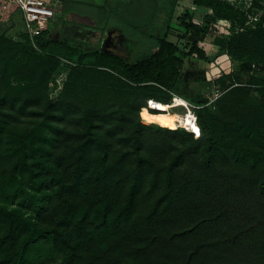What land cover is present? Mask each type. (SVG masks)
<instances>
[{
    "label": "trees",
    "instance_id": "1",
    "mask_svg": "<svg viewBox=\"0 0 264 264\" xmlns=\"http://www.w3.org/2000/svg\"><path fill=\"white\" fill-rule=\"evenodd\" d=\"M190 1L208 9L205 18L231 22L220 47L236 69L264 73V18L248 28L238 6ZM172 18L151 36V50L132 61L88 49L86 42L54 39L49 31L23 34L15 44L17 53L50 74L65 61L73 74H101L134 101L166 104L186 59H205L199 47L204 29L189 13L181 15L183 48L169 39ZM106 26L101 24V35ZM219 78L217 90L224 86ZM196 103L198 138L138 122L114 145L104 125L91 124L58 129L48 154L29 153L22 144L4 156L0 143V179L27 175L41 194L28 201L33 215L0 202V264H264V78L226 88L217 98L223 114L218 128L203 102ZM4 105L0 116H12ZM142 117L169 125L168 112L146 106Z\"/></svg>",
    "mask_w": 264,
    "mask_h": 264
},
{
    "label": "rangeland",
    "instance_id": "2",
    "mask_svg": "<svg viewBox=\"0 0 264 264\" xmlns=\"http://www.w3.org/2000/svg\"><path fill=\"white\" fill-rule=\"evenodd\" d=\"M138 1L140 5H131L133 8L137 7L136 13H108L103 23L99 24H114L123 27L122 31L134 33L138 43L137 52L131 59L125 57L132 61L140 54L151 50L155 43L151 36L162 31L168 15L173 17L169 39L183 47L182 37L185 29L181 26L179 17L186 12L192 15L193 22L205 31L204 38L199 41L200 49L205 52V59H199L196 55L186 59L176 93L193 104L203 102L210 113L211 122L218 128L223 114H220L221 110L217 107V98L232 82L245 83L252 76L264 78V73L239 71L235 68L236 61L220 47L221 40L230 35L232 25L230 21L214 22L205 18L208 9L198 7L189 0H178L175 6L174 0H158L157 4L154 3L156 7H153L152 0ZM225 1L245 11L247 21L245 27L250 28L260 18H264V0L254 4L253 0ZM156 9L158 12L152 22L141 28V24H147L151 20ZM62 16L63 12L56 13L55 21L50 28L51 34L58 32ZM87 22L91 24L92 21ZM236 29L242 30L238 26ZM89 30L87 27L85 31ZM99 33L100 30H97L96 35ZM23 34L26 32L20 13L10 15L9 12H5L0 19V104L5 103L3 110L12 113V116H0L3 119L0 122V143L4 156H8L12 149L22 144L29 153L48 154L56 147L54 139L58 129L75 130L79 126L87 127L90 124L94 127L104 125L105 133L113 145L122 143L124 136L138 122L154 128L163 126L178 129L169 121V125L150 124L149 119L145 122L142 116L147 103L145 105L143 100L134 101L123 91L111 86L101 74H73L72 66L65 61L50 74L48 67L42 68L25 59L23 55L17 53L19 48L15 44L22 41ZM89 36L87 32L78 35L83 42L90 41L86 42L90 45L88 49L98 47L107 38L106 36L100 42L97 37ZM221 76L224 86L217 90V82ZM252 97L260 98L256 92ZM11 105L13 107L8 108ZM115 122H120V127H114ZM173 145L180 146L177 141H174ZM156 148L161 150L162 146L157 145ZM27 177L18 174L10 179L1 178L0 202L17 207L26 215H33V208L29 206L28 201L31 197L39 199L41 194L36 193Z\"/></svg>",
    "mask_w": 264,
    "mask_h": 264
},
{
    "label": "crops",
    "instance_id": "3",
    "mask_svg": "<svg viewBox=\"0 0 264 264\" xmlns=\"http://www.w3.org/2000/svg\"><path fill=\"white\" fill-rule=\"evenodd\" d=\"M1 1V0H0ZM60 7L56 13L63 12L62 19L59 23L58 32L50 33L54 39H72L76 42H83L78 38L79 34L85 33L90 34L89 38L97 37L99 41L104 39L99 44V48L104 45L105 50L112 52L116 55H119L125 59L131 56L133 57L136 54L138 46L137 39L134 36V33H127L125 30L122 31L120 26L114 24H107L106 31L104 32L103 37L101 32L96 35L97 30H100L101 25L99 24L100 20L109 15L108 13H125V12H134L136 13L137 7H132V4L140 5L138 0H59ZM190 1V0H189ZM153 7L158 3V0H152ZM202 8V7H201ZM109 11V12H108ZM55 21V19H54ZM53 21V22H54ZM87 21L91 24H88ZM12 23V20L10 21ZM52 24V23H51ZM51 24L50 27L51 28ZM89 27V31L87 30ZM119 28V30H118ZM118 30V31H117ZM101 31V30H100ZM117 38V39H116ZM86 42H90L84 40ZM88 46L89 43H88ZM87 46V47H88ZM92 46V45H91ZM96 48V47H95ZM130 55V56H129ZM130 59H126L131 61Z\"/></svg>",
    "mask_w": 264,
    "mask_h": 264
},
{
    "label": "built area",
    "instance_id": "4",
    "mask_svg": "<svg viewBox=\"0 0 264 264\" xmlns=\"http://www.w3.org/2000/svg\"><path fill=\"white\" fill-rule=\"evenodd\" d=\"M59 7V0H53V2L47 0H3L0 2V19L5 12H9L10 15L19 12L24 21L26 34L35 37L46 31L50 32V24L54 21ZM160 103V101L150 98L147 100V107L150 111L168 112L175 115L177 128L192 133L196 138L200 137L201 129L196 110L201 106L176 94H172L171 102L166 103L167 110H161Z\"/></svg>",
    "mask_w": 264,
    "mask_h": 264
},
{
    "label": "bare ground",
    "instance_id": "5",
    "mask_svg": "<svg viewBox=\"0 0 264 264\" xmlns=\"http://www.w3.org/2000/svg\"><path fill=\"white\" fill-rule=\"evenodd\" d=\"M159 106H160V109L163 110V111H165V110L168 109L167 104L160 103ZM169 114H170V120H169L170 124H172V123L175 124L176 116L175 115H172L171 113H169ZM175 126H176V124H175Z\"/></svg>",
    "mask_w": 264,
    "mask_h": 264
},
{
    "label": "water",
    "instance_id": "6",
    "mask_svg": "<svg viewBox=\"0 0 264 264\" xmlns=\"http://www.w3.org/2000/svg\"><path fill=\"white\" fill-rule=\"evenodd\" d=\"M103 47H104V45L101 47V50L106 51Z\"/></svg>",
    "mask_w": 264,
    "mask_h": 264
},
{
    "label": "flooded vegetation",
    "instance_id": "7",
    "mask_svg": "<svg viewBox=\"0 0 264 264\" xmlns=\"http://www.w3.org/2000/svg\"><path fill=\"white\" fill-rule=\"evenodd\" d=\"M105 38V37H104ZM105 47V46H104Z\"/></svg>",
    "mask_w": 264,
    "mask_h": 264
}]
</instances>
